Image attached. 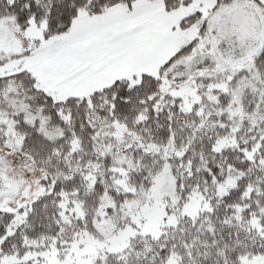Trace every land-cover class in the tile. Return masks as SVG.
I'll return each mask as SVG.
<instances>
[{"label": "snow or ice", "instance_id": "6c2138e0", "mask_svg": "<svg viewBox=\"0 0 264 264\" xmlns=\"http://www.w3.org/2000/svg\"><path fill=\"white\" fill-rule=\"evenodd\" d=\"M0 264H264V0H0Z\"/></svg>", "mask_w": 264, "mask_h": 264}]
</instances>
